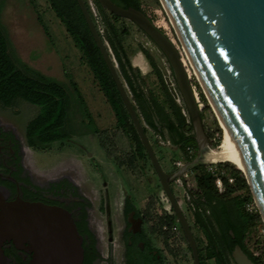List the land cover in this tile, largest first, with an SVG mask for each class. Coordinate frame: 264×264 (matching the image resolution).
<instances>
[{"label": "trees", "instance_id": "1", "mask_svg": "<svg viewBox=\"0 0 264 264\" xmlns=\"http://www.w3.org/2000/svg\"><path fill=\"white\" fill-rule=\"evenodd\" d=\"M47 1L64 24L77 48L82 52L84 60L115 113L117 126L122 133L118 132V136L116 135V139L113 141L100 132L77 83L73 80H71L70 86L27 65L16 54L10 33L1 21L0 101L6 106H10L20 98L39 106L38 115L26 127V138L30 146L37 147L70 139L72 133L80 134V128L86 127L87 130L90 129L88 132L93 134L110 160L119 166L127 164L136 174H139V171H145V161L148 159L146 149L78 1ZM113 1L124 8L134 7L143 11L155 23L144 0ZM153 1L161 9L160 1ZM31 2L37 12L38 19L41 20L40 13L36 9V1L31 0ZM85 2L111 56L118 64L119 74L144 124L147 135L148 128L154 130L162 139H168L173 145L179 147L186 162H192L195 159L197 142L191 120L184 112V106L176 100L170 86L165 81L163 70L156 56L151 53L150 49L143 44H139L138 48L126 44L132 34L129 23H134L127 18L111 13L103 8L97 0H94L103 24L101 32L97 16L89 1L85 0ZM43 29L46 34H49L47 27H43ZM159 29L167 34L163 28L159 27ZM139 30L142 31L140 28ZM142 32L144 33V31ZM148 38L150 39V37ZM174 43L176 44V42ZM176 46L181 51L197 102L203 119H205L204 113L210 110L208 100L184 53L178 44ZM137 50L142 51L149 61L152 71L158 79L159 87L157 89L149 84L148 75L143 74L141 69L133 64V56ZM215 123L214 127L207 126V128L215 147H220L225 137L224 131L216 120ZM68 128L72 133L68 132ZM190 149L194 150L193 154H190ZM224 165L229 174L235 177V180L233 183H229L228 179L224 178L225 190L223 192L219 191L214 177L208 172L207 163L195 164L190 170L198 187L197 196L191 193L190 201L193 207L194 222L204 236V241H202L193 231L200 262L201 264H212L211 261L214 260L215 264H234L232 251L236 245H240L255 264H264V251L257 254L250 244V233L259 224H262L263 220L258 211L251 212L246 207L248 202L253 201L247 178L233 163L225 162ZM154 204L155 200L153 199L147 206L149 234L152 236L163 234L166 242L169 237L177 235L191 251L174 213L170 214L163 209L161 213L156 214L154 221H151V210ZM189 223L193 230L192 223L190 221ZM255 243L259 244V241L256 240ZM168 248L174 256L185 255L182 247L172 249L168 245ZM166 264L169 263L166 262Z\"/></svg>", "mask_w": 264, "mask_h": 264}, {"label": "water", "instance_id": "2", "mask_svg": "<svg viewBox=\"0 0 264 264\" xmlns=\"http://www.w3.org/2000/svg\"><path fill=\"white\" fill-rule=\"evenodd\" d=\"M77 1L184 232L194 264H201L195 235L173 192L172 184L183 178L195 164L208 163L204 159L205 152L218 147H215L206 127L181 51L143 11L134 7L124 8L113 0H97L106 10L127 18L144 31L164 53L173 71L193 125L197 156L192 162L169 172L163 168L149 140L115 59L96 27L85 0ZM160 2L182 44V52L195 76L196 69L248 170L245 176L264 222V0ZM203 92L207 98L204 89ZM37 211L47 216L57 213L53 206L18 202L4 215L0 232L13 237L16 230L29 226L30 215ZM232 258L236 264H255L240 245L234 247Z\"/></svg>", "mask_w": 264, "mask_h": 264}, {"label": "rangeland", "instance_id": "3", "mask_svg": "<svg viewBox=\"0 0 264 264\" xmlns=\"http://www.w3.org/2000/svg\"><path fill=\"white\" fill-rule=\"evenodd\" d=\"M35 1L41 20L38 19L31 0H0V21L10 33L16 54L27 65L47 76L61 80L70 86L71 80L77 83L100 132L104 136H108L110 140L116 139L118 132L122 133V131L117 126L115 113L100 84L84 60L82 52L75 45L55 11L51 9L49 2L47 0ZM88 1L98 18V27L102 32L103 24L95 2L94 0ZM144 1L153 15L156 25L163 28L182 50V44L161 2L160 9L153 0ZM129 24L132 34L126 44L134 48H138L139 44H143L156 56L164 76L171 72L170 64L159 47L140 31L138 26ZM43 27H47L49 34L45 33ZM192 71L194 73L193 69ZM147 75L149 84L157 89L159 85L156 75L153 71H150ZM39 111V106L20 98L16 99L10 106H6L0 101V120L15 127L22 144L25 146L26 161L35 170L46 175L74 172L89 192L94 209H97L104 201L105 207H108L109 205H106V203L109 201V197L111 208L114 210L119 208L121 198L119 176H121L130 193L135 195L136 203L140 209H146L151 200H155L151 210L153 211L152 222L156 214L162 212L163 209L170 214L174 213L149 159L145 161V171H139V174L133 172L127 164L119 166L116 162L109 161L98 146L99 144L93 134L88 132L90 129L87 130L86 127L80 128V134H73L68 128V132L72 133L70 139L37 147L30 146L26 138V127L38 115ZM204 116L206 127H214L216 120L223 131L211 106L210 110L204 113ZM148 135L156 154L158 153L157 156L160 157L159 159H161L167 171L173 169L174 162L183 160V153L177 148L172 149L171 147L174 146L168 139H162L150 128H148ZM194 156H197V150ZM187 179L190 183L189 186L192 187L188 195L182 185L185 183L184 180L174 182L172 189L177 199H180L179 202L183 212L193 225V231L204 241L202 232L194 222L193 207L189 201L191 193L197 196L198 187L192 174ZM176 224L178 225L177 221ZM164 236L163 234L157 235L156 243L164 250L170 264H194L191 251L177 235L169 237L167 242ZM256 240L259 241V244L255 243ZM250 244L255 253L259 254L264 251V222L250 233ZM168 245L172 249L182 247L185 255H172ZM211 263L215 264L214 260Z\"/></svg>", "mask_w": 264, "mask_h": 264}, {"label": "flooded vegetation", "instance_id": "4", "mask_svg": "<svg viewBox=\"0 0 264 264\" xmlns=\"http://www.w3.org/2000/svg\"><path fill=\"white\" fill-rule=\"evenodd\" d=\"M24 147L15 127L0 120V222L18 202L53 206L57 213L47 216L37 211L30 215L29 226L16 230L13 237L0 232V264L169 263L156 236L147 230V208H139L123 177L119 176V208H111L109 197L108 207L104 201L94 209L89 192L74 172L41 174L27 163Z\"/></svg>", "mask_w": 264, "mask_h": 264}, {"label": "built area", "instance_id": "5", "mask_svg": "<svg viewBox=\"0 0 264 264\" xmlns=\"http://www.w3.org/2000/svg\"><path fill=\"white\" fill-rule=\"evenodd\" d=\"M172 72L173 71L171 69V72H169L167 75L164 76L165 77V81L170 86L172 92L175 95L176 100L181 105L184 106V110L186 111V107H185V104H184V101H183L182 94H181V92L179 90L177 81H176L175 76H174V74ZM196 79H198V78H196ZM186 113H187V111H186ZM189 152H190V154H193L194 150L190 149ZM224 163L225 162H208L207 163V170L214 177L215 184H216V186H217V188L219 189L220 192H223L225 190L224 178H227L229 183H233L234 180H235V177H233V176H231L229 174V172H228L227 168L225 167ZM184 164L185 163H183L182 161L176 162V165L179 166V167L183 166ZM190 174L193 175V173L191 171H189L182 178L185 181V185H186V187L188 188L189 191L192 188L191 186H189L190 183H189V180L187 179ZM178 180H180V179H178ZM246 207L251 212H257L258 211L260 213L258 204H257L256 200L254 199V197H253V201L248 202L246 204Z\"/></svg>", "mask_w": 264, "mask_h": 264}, {"label": "bare ground", "instance_id": "6", "mask_svg": "<svg viewBox=\"0 0 264 264\" xmlns=\"http://www.w3.org/2000/svg\"><path fill=\"white\" fill-rule=\"evenodd\" d=\"M188 55V54H187ZM189 61H191L190 57H189ZM195 73L199 79V81L201 82V85L207 95V98L209 100V103L215 113V115L217 116V119L219 120V123L220 125L222 126L223 128V131H224V134H225V137H224V140L222 142V144L220 145V147L218 148H215V149H211L207 152H205L204 154V159L205 161L207 162H232L234 163V165L240 169L243 173H245V175L248 174V170L245 168L243 162H242V159L229 135V132L226 128V126L224 125L223 121L221 120L211 98L209 97L203 83H202V80L201 78L199 77L196 69H195ZM51 214V215H50ZM49 216H56V214H53V213H49L48 214ZM1 238V237H0Z\"/></svg>", "mask_w": 264, "mask_h": 264}, {"label": "crops", "instance_id": "7", "mask_svg": "<svg viewBox=\"0 0 264 264\" xmlns=\"http://www.w3.org/2000/svg\"><path fill=\"white\" fill-rule=\"evenodd\" d=\"M133 64L137 67H139L142 71L143 74H148L150 71H152V67L149 63V61L147 60L146 56L144 55V53L140 50H137L136 53L134 54L133 56ZM184 112L186 113V111L184 110ZM188 115V114H187ZM174 147H171L172 149L173 148H177L180 152L181 150L179 149V147L173 145ZM167 148V147H166ZM169 149V148H168ZM158 154V153H157ZM159 157V156H158ZM160 158V157H159ZM161 161V159H160ZM179 161H182L183 163H187L186 162V159L184 158V155H183V160H179ZM178 162V161H177ZM162 163V161H161ZM174 166H176V162H174ZM162 166H163V163H162ZM163 168L166 170L167 168H165L163 166ZM185 191V190H184Z\"/></svg>", "mask_w": 264, "mask_h": 264}]
</instances>
